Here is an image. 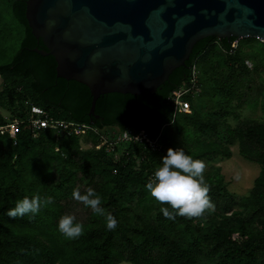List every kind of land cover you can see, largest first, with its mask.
Wrapping results in <instances>:
<instances>
[{"label":"trees","instance_id":"obj_1","mask_svg":"<svg viewBox=\"0 0 264 264\" xmlns=\"http://www.w3.org/2000/svg\"><path fill=\"white\" fill-rule=\"evenodd\" d=\"M27 1L10 0L12 14L23 29L24 37L12 62L0 66V77L4 80L1 95L8 98L14 120L24 122L16 127L15 139L8 133H0V264H213L215 256L219 258L216 264H264V123L249 121L239 129L226 128L227 136L239 141L241 157L261 167L250 196L237 199L242 203L243 211L229 216L206 209L200 216L188 217L176 215L178 210L164 203L154 220L162 225L161 228L150 222L124 226V214L118 203L132 181H137L140 187L146 186L144 176L154 175L158 168L154 163L161 150L150 148L146 143L118 145L114 153H121V159L114 162L106 147L96 150L101 140L93 137L91 131L89 135H92L94 147L84 152L80 149V137L65 135L57 138L56 132L50 129L35 134L28 122L34 105L55 120L86 125L99 131L131 128L146 132L150 139L156 140L172 121L174 109L169 97L190 82L192 67L200 61H207L212 49L217 48L218 53L211 66L217 64V69L239 70V79L245 81L250 71L246 61L250 60L243 58L242 42L239 41V47L232 53V45L238 39L207 38L199 41L187 66L175 70L157 90L155 98L105 95L97 101L95 116H91L93 98L90 90L80 83L58 78L55 59L33 51L45 50V47L28 27ZM249 57L257 59L256 54H249ZM213 70L205 72V82L198 78L195 91L198 96L205 85L213 82ZM231 90L234 93L237 87L233 86ZM198 96L187 97L192 105L190 112L198 104ZM214 104L211 108L221 107L220 103L218 106ZM177 117L183 121L181 130L188 136L191 133L189 126L195 129V133L209 128L208 123L200 124L197 114L186 113ZM7 125L0 113V127ZM196 151V159H230L232 156V152L221 143L198 138ZM80 155L93 158V172L105 178L108 190L101 189L99 198L117 223L113 229L107 228L106 221L101 227L93 228L95 230L83 226L82 235L70 239L58 230L66 205L53 196L51 181L57 162L60 188L64 189L68 184L73 186L72 178L75 181L76 175L70 172L75 166L72 157L75 159ZM215 178L221 187L223 178L218 174ZM34 196L41 200L37 213L16 217L7 215L19 200ZM219 197L225 198L226 195L220 194ZM48 198L52 202L44 203ZM161 208H168L173 218L165 217ZM172 226L182 228L190 238L178 237ZM207 258H211V262H207Z\"/></svg>","mask_w":264,"mask_h":264},{"label":"water","instance_id":"obj_2","mask_svg":"<svg viewBox=\"0 0 264 264\" xmlns=\"http://www.w3.org/2000/svg\"><path fill=\"white\" fill-rule=\"evenodd\" d=\"M26 20L33 51L90 90L91 116L105 95L155 98L199 41L264 42V0H28Z\"/></svg>","mask_w":264,"mask_h":264},{"label":"rangeland","instance_id":"obj_3","mask_svg":"<svg viewBox=\"0 0 264 264\" xmlns=\"http://www.w3.org/2000/svg\"><path fill=\"white\" fill-rule=\"evenodd\" d=\"M24 31L15 20L11 8L10 0H0V66L12 62L15 55L20 49ZM241 52L243 58L248 59L253 64V69L246 75L245 81L240 80V71H232L223 68L217 69V64L211 66L216 60L218 49L214 48L209 53L207 61H200L197 64L198 78L201 81H206V71L212 72L213 82L205 85L204 90L201 89L195 109L188 114H197L200 119V124L208 123L203 132H196L193 127L189 126L191 133L189 136L182 132L183 121L177 117L175 124L167 125L161 134L158 136V150H161V155L155 161V165L160 167L162 165L161 158L166 155L168 148H181L185 154L191 156L193 159L196 151L197 138L200 141L218 142L227 147L232 156L230 159L218 157L214 159L204 158L199 159L204 162L205 169L202 173L204 181L207 184L209 191L208 197L213 205L210 210L219 214L232 215L236 211H243L242 203L239 198H245L252 193L254 182L260 174L261 167L254 163L245 160L239 153V141L233 140L227 136L226 128L229 126L231 129H239L244 127L249 121L257 123H264V44L256 39L241 40ZM249 54H256L257 59H252ZM263 59V60H262ZM235 73V74H233ZM233 74V75H232ZM217 81V82H216ZM216 83V84H214ZM4 80L0 77V113L6 123L14 122L15 114L13 108L10 107L8 98L1 95ZM237 87L236 92L230 91L231 87ZM216 95V98L213 97ZM212 97V98H211ZM215 103V104H214ZM221 107L211 108V104ZM95 128L80 135V149L87 152L93 149L92 135L96 136ZM100 137H104L109 142L117 141L121 129L105 128L98 131ZM99 138V137H98ZM101 140V139H99ZM157 140H155L156 142ZM122 146V143L118 144ZM59 148H56V151ZM114 162L121 159V153H111ZM69 157V155H66ZM75 166L70 171L76 175L75 181L72 178L73 186L68 184L64 189L60 188L59 170L56 168L57 162L54 163V170L52 174V194L63 205L64 215H72L75 217L74 223H80L89 230L101 227L106 221V215L110 214V209L106 206L104 201H101L100 207L105 210V215H100L93 212V210L84 205L82 202L74 199L73 192L79 190L81 195L86 194L89 188L99 196L101 189H107L104 177H100L97 172H93L92 166L95 164L93 158L85 157L84 155L75 156ZM198 159V158H197ZM84 170L86 172H84ZM223 178V184L219 187L216 183V175ZM153 175V174H152ZM152 175H145L147 183L153 178ZM47 176V173L46 175ZM219 189H217V188ZM220 194H225V198H220ZM120 210L123 211V225L133 226L150 222L162 228V225L156 224L155 217L159 208L164 204L158 202L153 198L145 186H139L137 181H132L127 188L126 193L118 201ZM174 228L176 235L183 239H189L190 235L184 232L182 228ZM117 236V234H116ZM261 256L260 259H262ZM211 258H207V262H211ZM216 264L219 260L218 257L213 258ZM130 264V263H121Z\"/></svg>","mask_w":264,"mask_h":264},{"label":"clouds","instance_id":"obj_4","mask_svg":"<svg viewBox=\"0 0 264 264\" xmlns=\"http://www.w3.org/2000/svg\"><path fill=\"white\" fill-rule=\"evenodd\" d=\"M161 161L162 165L155 170L153 178L145 186L153 198L158 202L169 204L173 210H178L175 214L180 216L197 217L206 209L213 207L207 195L209 188L202 175L205 169L203 161L193 159L181 148H168ZM73 197L90 207L93 212L105 215V210L100 207L101 200L93 189L89 188L83 195L79 190H75ZM51 202V198L44 201V203ZM40 206L39 196L31 199L25 197L19 200L14 208L9 209L7 215L16 217L26 213L35 214ZM161 212L165 217L173 218V213L168 208H161ZM74 221V216L64 215L58 223V230L70 239L78 238L83 232V225ZM116 223L112 215H106L108 229L115 228Z\"/></svg>","mask_w":264,"mask_h":264},{"label":"built area","instance_id":"obj_5","mask_svg":"<svg viewBox=\"0 0 264 264\" xmlns=\"http://www.w3.org/2000/svg\"><path fill=\"white\" fill-rule=\"evenodd\" d=\"M264 43V42H262ZM239 47V41L237 40L233 45V51L234 53L237 48ZM246 66L252 70L253 64L250 61H246ZM181 89L171 94L169 97V101L173 104V117L171 123H173L178 115L189 113L192 109L191 102L187 99L188 96H193V98H196V90L198 88V71L196 63L192 67V77L188 84L183 85ZM29 124L32 126V130L35 134H38L39 131L50 129L56 132L57 138L61 136H80L83 133H87L91 127L86 125H80L75 123H70L66 121H59L55 120L54 118L50 117L43 109L32 105L31 106V112H30V119ZM24 124L23 121L15 120L14 122L8 123L5 127H0V133L5 134L8 133L11 135L13 139L16 138V127L18 125ZM171 125V124H170ZM99 130L96 129L94 132H96V136L101 139L99 144L96 146V150H101L102 148L106 147L108 153H114L115 147L118 146L119 143L122 144H142L146 143L150 148L157 149L158 141L160 140V137H158L155 142V140L150 139L148 133L143 131H136L134 129L128 128L124 131L120 132L119 138L117 141L109 142L104 137H100ZM59 151V149L57 150ZM154 175H152L153 177Z\"/></svg>","mask_w":264,"mask_h":264}]
</instances>
